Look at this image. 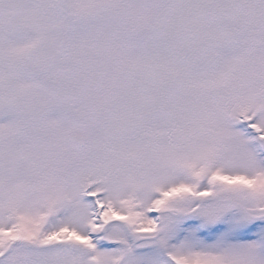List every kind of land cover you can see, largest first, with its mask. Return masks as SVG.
Returning a JSON list of instances; mask_svg holds the SVG:
<instances>
[{"label":"snow or ice","instance_id":"1","mask_svg":"<svg viewBox=\"0 0 264 264\" xmlns=\"http://www.w3.org/2000/svg\"><path fill=\"white\" fill-rule=\"evenodd\" d=\"M0 264H264V0H0Z\"/></svg>","mask_w":264,"mask_h":264}]
</instances>
